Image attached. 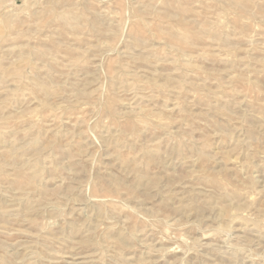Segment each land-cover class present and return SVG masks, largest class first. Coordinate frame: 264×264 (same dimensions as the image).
I'll list each match as a JSON object with an SVG mask.
<instances>
[{
	"label": "rangeland",
	"instance_id": "obj_1",
	"mask_svg": "<svg viewBox=\"0 0 264 264\" xmlns=\"http://www.w3.org/2000/svg\"><path fill=\"white\" fill-rule=\"evenodd\" d=\"M0 264H264V0H0Z\"/></svg>",
	"mask_w": 264,
	"mask_h": 264
}]
</instances>
